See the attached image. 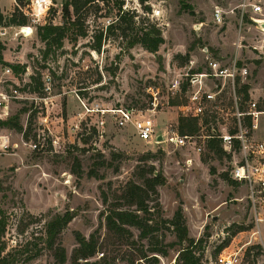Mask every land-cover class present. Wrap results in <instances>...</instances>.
Wrapping results in <instances>:
<instances>
[{"label":"rangeland","instance_id":"rangeland-1","mask_svg":"<svg viewBox=\"0 0 264 264\" xmlns=\"http://www.w3.org/2000/svg\"><path fill=\"white\" fill-rule=\"evenodd\" d=\"M80 1L79 13L70 6L72 18L79 17L78 24L46 59V43L39 36V27L63 24L64 0H51L39 23L24 12L31 0H16L13 11H2L4 25L18 27L9 23L18 9L17 19L24 15L27 20L23 24L34 26L32 35L15 36L13 29L0 39L5 47L4 61L26 65L25 72L15 75L0 64V89L12 95L8 114L0 119L12 120L0 127V205L8 217L3 240L5 252L17 256L8 264H55L53 251L44 248L45 223L68 210L75 217L58 240L66 249L65 264H74L77 233L100 238L105 255L96 254L92 262L132 264V254L139 256L133 245L106 238L103 246L105 216L113 206L123 203L119 197L128 182L143 185V175L152 176L153 169L165 178V183L157 186L158 195H152L148 202L159 230L141 238L140 229L130 227V241L137 242V247L144 246L150 255L158 256V264H176L180 250L189 242L180 243L174 226L162 221L173 219L181 210L188 227L187 240L202 239L195 248L202 264L208 257L214 260L220 252L238 248H242L241 264H264V222L260 224L261 236L255 234L247 189L232 179L229 159L210 149V139H199L206 143L200 155L191 147L180 148L170 142H145L132 124L117 127L110 113L116 107H133L153 116L158 130L169 124L182 133L179 105L186 102L187 79L182 77L183 89L177 93L171 89L172 80L180 73L207 71L210 60L225 66L236 61L247 73L239 70L235 86L227 81L222 102L203 121L198 120V130L191 134L207 136L212 128L224 125L234 131L237 109L249 112L256 108L259 115H246L242 121L251 127L256 124L252 135L264 139V54L256 48L262 44L264 28L252 19L264 20V0ZM251 1L260 2L263 13L248 11L242 16L241 5ZM11 2L3 0V6ZM120 2L129 15L118 28L106 33L107 26L119 19ZM217 6L225 12L223 23L214 20ZM153 27L164 38L158 51L151 52L140 43L129 45L134 36ZM81 28L86 30L85 36L79 35ZM102 31L105 35L98 53L93 46ZM190 60L194 62L190 64ZM46 74L53 78L47 103L40 99L46 95L42 87L34 89ZM244 85L248 86L246 99L241 91ZM150 88L158 92L156 111L149 110ZM101 118L107 121L104 133L95 127ZM32 142H38L39 147L34 149ZM188 158L193 159L191 165ZM149 242L167 254L148 251L154 247ZM152 263L140 260L135 264Z\"/></svg>","mask_w":264,"mask_h":264},{"label":"built area","instance_id":"built-area-1","mask_svg":"<svg viewBox=\"0 0 264 264\" xmlns=\"http://www.w3.org/2000/svg\"><path fill=\"white\" fill-rule=\"evenodd\" d=\"M50 2L51 0H31V3L28 4V8L24 12L33 16V22L39 23L42 16L47 15ZM241 11L242 16L248 11H251L253 14H262L263 6L260 2H245L241 5ZM224 13V10L217 6L213 12L214 20L217 23H223ZM252 19L257 23L261 20L254 17ZM13 29L15 30V36L22 34L26 37L34 33V26L30 24L18 25V27L0 25V39L12 34ZM256 48L264 54V38L262 44L256 46ZM193 62V60L189 61L190 64ZM208 65L209 69L207 71L180 73L179 77L172 80L171 89L174 93H177L183 89L184 78L182 77H186L185 79H187L186 102L179 105L183 117L197 118L203 121L209 114L213 113L214 107L222 102V93L227 81L230 80L235 86L236 76L240 70L236 61L229 66H225L218 60H210ZM10 71L11 68L8 67L6 72L9 73ZM240 71L245 74L247 73L246 68H242ZM42 89L46 95L40 99L47 103L49 95L53 91V78L48 74L43 77ZM150 89L152 108L149 110L156 111L158 92L152 90V88ZM13 92L17 96L18 89H13ZM11 97L12 95L0 89V119L8 114ZM78 98L86 106L79 95ZM235 101L238 102L236 93ZM253 107H256V103H253ZM102 113L104 115L106 112L103 110ZM110 113L114 116L117 127L122 128L132 124L142 141L152 142L153 144L161 145L170 142L180 148L191 147L200 155L206 144L205 141L200 142V138L218 139L226 157L229 159L230 176L247 189V200L255 222L256 230L254 233L261 236L262 230L260 224L264 222V139L258 140L252 135V128L258 127L256 124H253L251 127L242 121V117L246 115H253L254 118L259 115L260 112L256 108H252L249 112H242L237 109V123L234 131L228 130L226 125H224V127L212 128L211 133L207 136L182 134L178 128H172L169 124L163 130H158L157 122L153 116L146 115L144 111L133 107H116ZM106 124L107 121L101 118L95 124V127L98 131L104 133ZM30 146L36 149L39 147V143L32 142ZM187 162L191 165L193 159L188 158ZM241 251L242 248L229 251L224 250L214 260L212 257H208L205 264H241L243 259ZM99 255L103 256V253L101 252Z\"/></svg>","mask_w":264,"mask_h":264},{"label":"trees","instance_id":"trees-1","mask_svg":"<svg viewBox=\"0 0 264 264\" xmlns=\"http://www.w3.org/2000/svg\"><path fill=\"white\" fill-rule=\"evenodd\" d=\"M93 0H83L84 4L91 3ZM79 3L82 4L80 0H64L63 2V11H64V22L61 25L54 24H46L39 27V36L46 43V50L44 51L43 57L46 59L50 53L54 51L56 46L60 47L63 45V40L68 37L70 31L76 26L79 22V17L74 20L72 18L71 8L73 6L75 11L79 13ZM118 8L120 11V16L117 21H113L107 26L105 30L106 33L108 31L114 30V28H118L120 22H123L127 19L129 12L123 10V2L118 3ZM18 9L12 14V17L9 23L13 24H23L26 22L27 18L22 15V19L18 20ZM5 24V16L2 12L0 6V25ZM8 25V24H7ZM79 35L85 36L86 30L80 29ZM104 32H100L97 36V41L93 46V49L100 53L102 47V40L104 36ZM76 40V39H75ZM164 42V38L159 29L153 27L148 31L143 32L142 34H137L132 38L129 42L130 46H133L137 43L143 45L147 50L151 52L158 51L160 45ZM5 47L0 44V64L3 66H7L12 69L15 75H18L21 72L26 71V65H18L11 64L4 61L2 50ZM119 58V57H118ZM37 80L35 77H33ZM42 81L36 84V88L40 89L42 85ZM248 86L244 85L241 87V91L245 93V99L249 97L247 93ZM84 96V95H83ZM12 120L10 118L6 120H0V127L7 126L11 124ZM16 124H12V126H16ZM181 132L182 133H194L198 130V119L197 118H181ZM18 126V125H17ZM19 128H21L19 126ZM22 129V128H21ZM209 147L211 150L218 152L220 154H225L224 150L220 145V141L216 138H210ZM104 163V162H103ZM152 176L145 177L143 175L144 184H138L134 181H130L127 183V186L123 189L119 198L123 200V203H118L112 207L111 210L106 214V229L107 234L103 239L104 241L108 238V242H111V238L117 239L120 243L133 245L136 247L139 253V256L132 254L131 262L135 264L137 261H150L152 264H158L159 259L158 256L150 255L147 250L144 249V246H138L137 242L130 241L132 236V231L130 227H137L140 229V237L141 238H149L152 233L159 230V224L154 223V215L152 212V206H149V200H152V195L157 196L158 190L157 186L165 183V178L160 172H156L155 169L152 170ZM105 200L107 197L104 198ZM123 206H127L124 208ZM134 207V208H132ZM142 213V214H141ZM75 215L69 210L65 213L56 214L52 219L45 223V237L43 238L44 248H48L53 251L55 257V264H65L67 261V253L65 247L59 244L58 240L62 233V231L68 226V224L73 220ZM7 214L6 211L0 205V264H8L10 260L15 259V255H12V252L6 251V242L4 239L7 227ZM163 223H170L174 226L177 231V237L180 243L183 241L189 242L188 246L182 248L176 258V264H202V256H197L195 254V248L200 245L202 239L198 241L187 240L188 227L185 224L183 219V214L181 210H178L175 214L174 218L171 220H163ZM99 237L92 234L89 238H86L81 233H77V240L79 246L74 248L72 254V260L74 264H99V262L94 261L92 259L96 254L103 253L104 251L100 250ZM154 247H149L148 251L152 253H159L162 255H166L167 251L161 247H158L157 244L149 242V245ZM28 246V245H27ZM27 246H25L27 248ZM131 247V246H130ZM141 247V248H139ZM41 250L37 253L39 254ZM104 264V263H103Z\"/></svg>","mask_w":264,"mask_h":264},{"label":"crops","instance_id":"crops-1","mask_svg":"<svg viewBox=\"0 0 264 264\" xmlns=\"http://www.w3.org/2000/svg\"><path fill=\"white\" fill-rule=\"evenodd\" d=\"M15 3H16V0H12L11 5L7 3L6 6H3V0H0V6L4 13L8 11H13Z\"/></svg>","mask_w":264,"mask_h":264},{"label":"water","instance_id":"water-1","mask_svg":"<svg viewBox=\"0 0 264 264\" xmlns=\"http://www.w3.org/2000/svg\"><path fill=\"white\" fill-rule=\"evenodd\" d=\"M258 24H261V26L264 28V20H259ZM159 138H161V137H159Z\"/></svg>","mask_w":264,"mask_h":264},{"label":"bare ground","instance_id":"bare-ground-1","mask_svg":"<svg viewBox=\"0 0 264 264\" xmlns=\"http://www.w3.org/2000/svg\"><path fill=\"white\" fill-rule=\"evenodd\" d=\"M25 30H27V29H25ZM152 143V142H151Z\"/></svg>","mask_w":264,"mask_h":264}]
</instances>
